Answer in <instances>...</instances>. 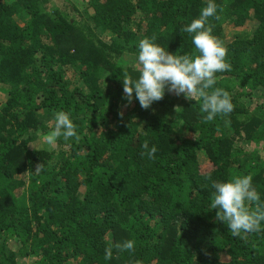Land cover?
Here are the masks:
<instances>
[{
    "label": "trees",
    "instance_id": "obj_1",
    "mask_svg": "<svg viewBox=\"0 0 264 264\" xmlns=\"http://www.w3.org/2000/svg\"><path fill=\"white\" fill-rule=\"evenodd\" d=\"M216 3L234 110L205 121L167 89L129 104L121 81L145 37L195 54L182 29L205 0H0V264H264V232L233 237L206 180L252 174L264 199V0ZM59 111L80 139L31 147Z\"/></svg>",
    "mask_w": 264,
    "mask_h": 264
},
{
    "label": "clouds",
    "instance_id": "obj_2",
    "mask_svg": "<svg viewBox=\"0 0 264 264\" xmlns=\"http://www.w3.org/2000/svg\"><path fill=\"white\" fill-rule=\"evenodd\" d=\"M217 10L216 0H205L198 17L183 27L182 31L192 38L195 54L170 53L155 42V37L139 41L134 60L129 64L130 68L138 69V74L133 77L125 70L121 80L123 96L129 104L136 100L142 109L148 110L154 102L163 99L167 89L176 96L183 94L186 99L200 101L205 121L232 113L234 104L230 93L216 87L217 73L229 71L231 67L226 60L228 50L213 35V26L209 23V18L218 19ZM53 122L54 126L44 137L47 144L52 145L61 137L80 139L68 113L56 112ZM142 147L150 156L157 151L148 142ZM206 180L210 181V207L216 211V221L226 224L233 237L245 238L264 232V199L253 185L252 174L235 175L226 180H212L208 176ZM114 247L120 252H133L135 241L125 240ZM112 255L113 249L106 248L105 259H111Z\"/></svg>",
    "mask_w": 264,
    "mask_h": 264
},
{
    "label": "rangeland",
    "instance_id": "obj_3",
    "mask_svg": "<svg viewBox=\"0 0 264 264\" xmlns=\"http://www.w3.org/2000/svg\"><path fill=\"white\" fill-rule=\"evenodd\" d=\"M77 1H79V0H77ZM75 6H76V3H73ZM79 10H82L81 9V6H79V8H78ZM88 11H92L90 8H88ZM232 31H234V30H232ZM231 31V34L233 33ZM231 38H229V37H227V41H229ZM5 100V97L3 96V95H1L0 94V104H2V102ZM31 147H34V148H36V149H38V148H51L52 147V145H49V144H47V142H46V140L42 137V138H40L37 142H35L34 144H32V146ZM262 156L264 157V153H262ZM263 159V158H262ZM201 161V160H200ZM204 162H203V164H202V166H203V168L205 169L206 168V165H207V160L205 161V160H203ZM206 164V165H205ZM31 259L30 258H26V259H19L18 260V264H30L31 263Z\"/></svg>",
    "mask_w": 264,
    "mask_h": 264
}]
</instances>
